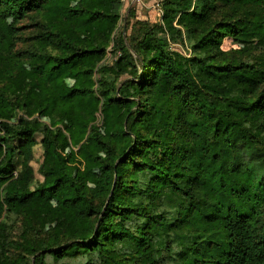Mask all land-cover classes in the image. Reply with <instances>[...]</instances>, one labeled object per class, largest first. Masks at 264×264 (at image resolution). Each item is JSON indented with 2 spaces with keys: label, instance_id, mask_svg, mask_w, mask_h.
<instances>
[{
  "label": "trees",
  "instance_id": "16d2710c",
  "mask_svg": "<svg viewBox=\"0 0 264 264\" xmlns=\"http://www.w3.org/2000/svg\"><path fill=\"white\" fill-rule=\"evenodd\" d=\"M109 1L117 12L121 0ZM54 2L0 0L5 61L49 79L70 72L68 95H88L83 61L111 46L113 69L134 77L97 82L103 104L122 111L111 134L86 138L102 151L91 154L93 186L59 156L60 129L16 114L25 103L0 86L17 115L0 119V264H264V0H161V23L137 22L129 36L100 27L106 13L86 0ZM225 38L250 47L225 51ZM38 143L48 184L31 165ZM59 190L69 229L42 231L25 208Z\"/></svg>",
  "mask_w": 264,
  "mask_h": 264
},
{
  "label": "rangeland",
  "instance_id": "374dc122",
  "mask_svg": "<svg viewBox=\"0 0 264 264\" xmlns=\"http://www.w3.org/2000/svg\"><path fill=\"white\" fill-rule=\"evenodd\" d=\"M77 0H55L54 5L72 6ZM90 9L99 8L106 13L107 17L99 22V26L110 28L116 34L129 36L132 27L137 22H145L152 26L161 23V0H121L117 12L113 13L109 0H86ZM87 16H80L78 22L84 24L87 36L90 26L86 23ZM181 16L173 18V24L178 25ZM10 21L7 20L6 24ZM28 32V31H27ZM26 32V33H27ZM8 45L7 41L1 44L2 49ZM173 48L181 51L184 55H189L190 51L186 45H172ZM20 47V44H17ZM24 47V46H23ZM26 47V46H25ZM250 47L233 39L225 38L222 43V49L225 51L246 49ZM255 51H253V54ZM252 54V53H249ZM235 57L245 58L247 54H233ZM115 60L114 53L111 52V46L106 52L100 55H93L84 59L83 63L91 69V82L94 91L88 95L69 96L68 91L74 84L73 74L65 73L57 79H49L43 72V67L39 70H32L27 64H20L13 68L10 63L5 61L4 55L0 52V80L1 85L7 86V94L16 105L25 103L24 110H16V114H22L30 117H37L39 120L51 128H59V144L57 151L59 156L65 157L68 168L76 175L83 178L85 183L93 186L98 174L96 162L91 154L102 155V151L93 143L86 141L88 135L94 128L105 135L112 133L114 119H119L122 109L118 106H106L96 89L99 80L106 83L112 82L117 89L125 80L134 77V72L118 74L113 69L112 63ZM27 69L31 75L26 74ZM10 75H4V73ZM5 76V77H4ZM43 110L38 112V108ZM11 108L0 100V119L14 122L17 118ZM37 138L39 139L38 135ZM42 161V150L38 145L33 151L32 167L37 179L48 184L52 177L45 180L37 174L38 165ZM54 171L57 170V159L48 158ZM57 174V172H55ZM19 185L12 183L6 187L7 191L17 189ZM63 191L59 190L56 194L39 198L40 208L36 211L33 206H27L25 211L34 217L35 222L42 231L52 228L56 234L62 230H68L67 217L73 214L71 208L59 204L62 199ZM53 214L51 220L47 216ZM7 222H10L7 220ZM169 263L170 261L167 260Z\"/></svg>",
  "mask_w": 264,
  "mask_h": 264
}]
</instances>
